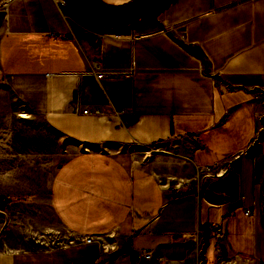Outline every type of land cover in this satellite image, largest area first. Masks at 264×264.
<instances>
[{
    "label": "crops",
    "instance_id": "0c3cea01",
    "mask_svg": "<svg viewBox=\"0 0 264 264\" xmlns=\"http://www.w3.org/2000/svg\"><path fill=\"white\" fill-rule=\"evenodd\" d=\"M0 90L38 119L0 152L27 168L0 169V264H264V0H171L118 27L0 0ZM58 226L78 237L21 244Z\"/></svg>",
    "mask_w": 264,
    "mask_h": 264
},
{
    "label": "rangeland",
    "instance_id": "374dc122",
    "mask_svg": "<svg viewBox=\"0 0 264 264\" xmlns=\"http://www.w3.org/2000/svg\"><path fill=\"white\" fill-rule=\"evenodd\" d=\"M136 21V20H135ZM134 22V21H133ZM14 103L11 99V97L4 92L3 90H0V152H9L15 149H23L25 146V143L23 141L24 135H29L30 132L27 131L29 127L33 128L38 123V119L32 118V123H27L22 118V114L25 113V109L18 110L13 107ZM15 109L17 112H11V110ZM21 115V116H20ZM32 129V135L38 134L34 133ZM79 150L81 151H87L89 147L84 145H79ZM177 148V147H176ZM175 148V149H176ZM9 154H16L15 152H9ZM7 164H11L14 167H10V169H7V172H26L27 168L25 165V162L23 160H7L0 158V169H3L4 166ZM19 164V166H18ZM52 164H55L54 162ZM211 167H204L205 170H210ZM11 178V177H9ZM16 179L22 180L24 177H14ZM3 179V177H1ZM8 179V178H7ZM18 195L13 196V199H18ZM2 204V203H1ZM0 204V205H1ZM1 217H6L5 213V207L0 206V235L4 229L8 228V225L3 223V220H1ZM9 226H13L9 225ZM40 226V225H36ZM38 229V228H37ZM47 231L40 232V233H31L28 232L27 237H29L27 240H24L21 244H24L25 246H33L38 248H44V247H55V246H65L72 244L75 239V236L78 237L77 234L73 233L72 231L66 229L65 227H55V228H46ZM49 235V238H46V236ZM88 236V235H86ZM86 236L82 237L85 238ZM35 237L37 239H35ZM76 241V240H75ZM93 242V241H91ZM100 243V241H97ZM223 258L230 259L231 257H227V255H223ZM147 262V261H146ZM146 264H151L150 262Z\"/></svg>",
    "mask_w": 264,
    "mask_h": 264
},
{
    "label": "water",
    "instance_id": "95a60500",
    "mask_svg": "<svg viewBox=\"0 0 264 264\" xmlns=\"http://www.w3.org/2000/svg\"><path fill=\"white\" fill-rule=\"evenodd\" d=\"M83 16L108 27L132 23L148 11L157 9L171 0H131L125 4L111 6L101 0H65Z\"/></svg>",
    "mask_w": 264,
    "mask_h": 264
},
{
    "label": "built area",
    "instance_id": "2783aa9c",
    "mask_svg": "<svg viewBox=\"0 0 264 264\" xmlns=\"http://www.w3.org/2000/svg\"><path fill=\"white\" fill-rule=\"evenodd\" d=\"M59 1L62 3H65V0H59ZM88 73L93 74L98 78H101L104 76V73L98 67L95 69H92L91 71H88ZM82 75L83 74L80 73V76H82ZM77 110L80 113L87 114V113H99L101 111V108L97 105H88V106H84V107L78 106ZM191 148H193V147H190L189 149H191ZM236 156H238V155H236ZM224 165L228 166L229 162L228 161L224 162ZM213 169L215 170V173L217 176L222 175L223 172L225 171V169H221V167H216V169L214 167ZM237 199H238V202L243 206V197L241 195H238ZM243 211L246 215L251 214V209L248 207L243 206ZM215 232H216L217 237H222L223 232H222V229H220V227H217L215 229ZM101 239H102L101 237L95 238L93 235H88L85 238H83L82 241L86 242V243H91V241H93V242L94 241H100ZM134 251H135L139 260L151 262L152 264H163V262H165V260H166L165 257H163V256L157 257L155 259L153 249H137V248H135ZM216 264H234V262H233L232 258L227 260V259L223 258V255L220 254L216 258Z\"/></svg>",
    "mask_w": 264,
    "mask_h": 264
},
{
    "label": "bare ground",
    "instance_id": "6f19581e",
    "mask_svg": "<svg viewBox=\"0 0 264 264\" xmlns=\"http://www.w3.org/2000/svg\"><path fill=\"white\" fill-rule=\"evenodd\" d=\"M207 170H208V169H207ZM98 237H99V236H98ZM95 238H97V237H95ZM101 240H102V239H101ZM101 240H100V241H101Z\"/></svg>",
    "mask_w": 264,
    "mask_h": 264
}]
</instances>
